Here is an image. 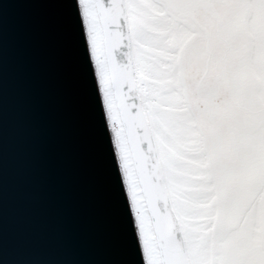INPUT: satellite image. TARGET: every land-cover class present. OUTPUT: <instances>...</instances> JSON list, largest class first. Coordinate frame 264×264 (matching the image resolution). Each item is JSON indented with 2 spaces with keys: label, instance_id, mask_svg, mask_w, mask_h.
<instances>
[{
  "label": "snow or ice",
  "instance_id": "6c2138e0",
  "mask_svg": "<svg viewBox=\"0 0 264 264\" xmlns=\"http://www.w3.org/2000/svg\"><path fill=\"white\" fill-rule=\"evenodd\" d=\"M145 264H264V0H79Z\"/></svg>",
  "mask_w": 264,
  "mask_h": 264
},
{
  "label": "water",
  "instance_id": "95a60500",
  "mask_svg": "<svg viewBox=\"0 0 264 264\" xmlns=\"http://www.w3.org/2000/svg\"><path fill=\"white\" fill-rule=\"evenodd\" d=\"M79 0H0V264H145Z\"/></svg>",
  "mask_w": 264,
  "mask_h": 264
}]
</instances>
